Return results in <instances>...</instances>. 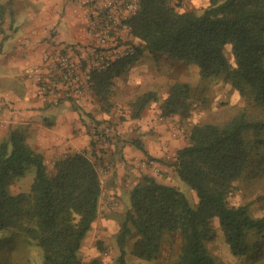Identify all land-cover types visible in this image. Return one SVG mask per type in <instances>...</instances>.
<instances>
[{
    "label": "trees",
    "instance_id": "trees-1",
    "mask_svg": "<svg viewBox=\"0 0 264 264\" xmlns=\"http://www.w3.org/2000/svg\"><path fill=\"white\" fill-rule=\"evenodd\" d=\"M11 2L0 0V30ZM207 2L199 12L178 8L175 0H140L131 21L136 53L94 74L97 97L108 101L115 79L148 50L156 58L196 64L204 80L223 76L254 106L264 107V0ZM191 96L188 82L172 83L162 114L188 118ZM155 97L154 91L138 97L133 115ZM255 156L264 163V119L251 118L246 108L220 122L194 123L173 164L178 177L196 191L197 202L191 204L178 186L145 176L130 192L116 264H130L125 245L133 228L137 237L131 253L140 259H158L167 235L177 232L180 252L168 264H228L207 245L215 236V219L231 251L247 255L264 237V217L253 216L247 204L231 203L229 196ZM30 165L36 167L30 189L9 192ZM53 167L49 173L44 156L19 129L0 143V264H23L29 246L40 250L41 264H84L79 250L98 217L102 193L98 162L79 151L57 159Z\"/></svg>",
    "mask_w": 264,
    "mask_h": 264
},
{
    "label": "crops",
    "instance_id": "crops-1",
    "mask_svg": "<svg viewBox=\"0 0 264 264\" xmlns=\"http://www.w3.org/2000/svg\"><path fill=\"white\" fill-rule=\"evenodd\" d=\"M199 2L208 5L207 0H192L191 9ZM89 4L90 0H13L11 13L0 30V79L11 84L0 90V143L8 140L13 129H19L44 156L48 170H54L57 159L79 151L92 154L98 165H109L103 190L114 206L101 204L85 240L105 233L106 227L116 222L112 210L124 205L127 193L145 176L174 185L179 178L173 164L176 157L166 156L188 142L180 131V116L162 114L161 104L168 94L160 97L154 91L156 97L134 116L133 102L153 90L115 96V84L121 75L115 79L108 101H101L95 92L87 97L47 101L34 96L35 84L26 75L27 67L41 64L45 50L74 53L89 40ZM145 69L148 66L143 64L133 76L130 73L127 82L139 84L140 72ZM19 75L25 83L16 80ZM92 122L110 125L112 140L99 146L91 135ZM149 157L159 161L160 172L144 164Z\"/></svg>",
    "mask_w": 264,
    "mask_h": 264
},
{
    "label": "rangeland",
    "instance_id": "rangeland-1",
    "mask_svg": "<svg viewBox=\"0 0 264 264\" xmlns=\"http://www.w3.org/2000/svg\"><path fill=\"white\" fill-rule=\"evenodd\" d=\"M7 1L9 0H3L5 3ZM11 1L12 7L13 0ZM191 3L192 0L186 9H191ZM206 5L207 3L199 2L196 7L193 6L192 8L200 12ZM228 56L232 59L230 51L228 52ZM143 64L148 66V69L140 72L139 84L128 83L126 77L130 76V73L133 76ZM120 77L122 78H120L121 81L118 80L119 82L115 84V96H118V94L123 96L132 94L137 95L145 90L152 89L162 97L168 94L172 83L176 81L188 82L191 86L192 93L191 114L188 118H183L178 114L181 118L180 121H182L181 127L184 130L182 133H184L187 138L191 126L194 123L205 121L220 122L228 119L243 108L247 109L251 118L264 119V107L254 106L252 102L245 99L231 84L226 82L223 76L207 80L202 79L199 68L194 63L173 61L165 56L156 58L148 50H145L143 54L140 55L138 62L133 64L128 72H125ZM16 80L20 83H25L23 75H19ZM7 82L4 81V79H0V90L5 86L11 85ZM118 100L120 99L118 98ZM99 164L98 167L104 166V164ZM48 171L52 173L54 170ZM35 173L36 167L30 165L24 177L10 184L8 187L9 192L16 194L18 192L28 191L33 182ZM105 182L106 179L103 178L102 191L104 192V197L100 199L99 208L103 203L108 207L114 206V201L111 202L103 190ZM173 184L178 186L186 194L191 204L195 205L198 200L196 191L187 182L178 178ZM126 197L124 205L118 208L115 206L112 210L114 211L113 217H115L116 222L106 227L105 233H99L90 238L87 237L86 240L84 239L82 247L79 250L84 264L90 263L93 259H98L102 264L117 263L120 254L118 234L121 230L125 213L131 206L130 194L127 193ZM108 201H110V203H108ZM229 201L233 204H247L253 216L264 217V163L257 161L256 156L249 164L244 174L234 182ZM213 224L215 227V236L207 245L209 250L216 257L228 264H264V237L257 238L256 236L254 238V240L256 238L258 239V244L255 245L256 248L254 247L245 256H237L226 244L225 235L221 229L219 220L215 219ZM88 234H90V232ZM136 237L137 233L133 228L132 232L127 237L125 245L126 258L130 264H168L170 261L175 260L180 252L181 235L176 232L167 235L163 250L158 259L152 261L140 259L131 253ZM27 249V257L26 260L23 261V264H41L40 250L35 246H29Z\"/></svg>",
    "mask_w": 264,
    "mask_h": 264
},
{
    "label": "built area",
    "instance_id": "built-area-1",
    "mask_svg": "<svg viewBox=\"0 0 264 264\" xmlns=\"http://www.w3.org/2000/svg\"><path fill=\"white\" fill-rule=\"evenodd\" d=\"M139 2L140 0H90L87 27L89 40L78 46L74 53L56 48L45 50L41 64L27 67L26 75L35 84L34 96L47 101L69 96L87 97L92 94L93 76L96 72L136 53L131 21L139 9ZM175 2L178 8L184 10L191 0ZM90 131L99 146H104L113 138V129L108 124L101 126L92 122ZM180 131L184 132L183 128ZM172 157H176V152L166 156L167 159ZM144 164L151 166L156 173L161 171V164L155 158H146ZM108 166L104 164L98 167L101 183L109 171Z\"/></svg>",
    "mask_w": 264,
    "mask_h": 264
}]
</instances>
